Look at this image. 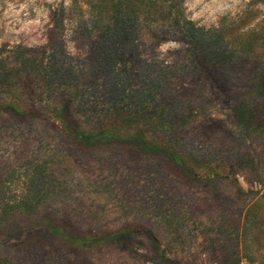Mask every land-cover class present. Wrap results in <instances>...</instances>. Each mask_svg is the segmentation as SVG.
<instances>
[{
  "label": "trees",
  "instance_id": "1",
  "mask_svg": "<svg viewBox=\"0 0 264 264\" xmlns=\"http://www.w3.org/2000/svg\"><path fill=\"white\" fill-rule=\"evenodd\" d=\"M75 2L78 5V0ZM103 2L111 11L108 19H88L82 12L75 17L61 4L51 12L45 44L10 49L0 45L3 119L18 131L29 127L36 133V140L64 139L89 148L129 144L146 155L168 158L178 167L179 177L207 181L209 185L224 180L232 183L237 162L249 173L259 175L264 168V114L258 112L261 105L264 107V67H257L245 79L251 87L227 106L233 124L241 128L239 137L232 141L237 145L233 151L226 150L233 147L230 142L205 147L195 139L189 129L192 118L206 110L217 111L220 104H212V97L203 92L198 98L185 92L187 89L177 82L180 71L186 69L197 75L199 83L211 87L224 89L227 81L239 79L237 72L247 65L248 53L231 33L233 21L226 23L229 16H224L220 25L206 27L188 18L176 0ZM147 28L161 40L180 38L186 52L184 65L144 59L137 40L140 30ZM90 29L97 53L92 61L68 51V37ZM54 156L61 154L44 149L0 174V264H50L39 251L43 245L17 250L25 238L39 234L82 246L111 243L132 235L127 227L109 232H74L57 221L54 209L39 218V208L49 206L59 195L47 178ZM176 189L156 185L155 193L153 190L151 196H144L141 207H152L151 215L156 220L154 226L145 227L146 231L153 234L155 229L159 235L162 230L167 237L177 233L175 224L179 226L184 220L182 201L176 195H166ZM236 191L249 193L241 187ZM261 198L264 193L258 200ZM255 204L257 200L244 214L241 228L247 227V212ZM245 257L255 261L251 255ZM257 264H264V256Z\"/></svg>",
  "mask_w": 264,
  "mask_h": 264
},
{
  "label": "rangeland",
  "instance_id": "2",
  "mask_svg": "<svg viewBox=\"0 0 264 264\" xmlns=\"http://www.w3.org/2000/svg\"><path fill=\"white\" fill-rule=\"evenodd\" d=\"M103 1L78 0L76 5L75 0H0V45L10 49L45 44L51 12L61 4L75 17L82 12L88 19H108L111 11ZM176 4L200 26L220 25L222 18L229 16L226 23L233 21L231 33L248 53L247 65L237 72L239 79L227 81L224 89L211 84L212 91L209 84L199 83L189 69L180 71L181 78L177 79L187 89L185 92L197 98L207 94L212 97V104H220L217 111L206 110L192 118L189 129L205 147L209 143L225 146L236 141L241 129L233 124L227 106L249 90L250 81L245 79L257 67H264V0H176ZM83 32L68 37V51L75 57L95 60L94 32ZM137 44L141 56L148 61L171 62L175 66L185 63V46L180 38L161 40L147 28L140 30ZM174 87L178 88L177 83ZM258 112L264 114L263 105ZM5 115L0 110V174L44 149L50 154H61L51 158L47 171V178L59 195L49 206L39 208V218L54 209L57 221L74 232H109L121 227L133 232L128 238L111 243L83 246L39 234L25 238L17 250L43 245L39 251L50 264H257L263 260L264 198H258L264 193V168L259 175L251 174L237 162L232 183L224 180L209 185L207 181L179 177L178 167L168 158L146 155L129 144L89 148L64 139L36 140L32 129H14L3 119ZM50 130L55 128L51 126ZM232 144V148L226 147L227 151L235 150L237 145ZM156 185L177 188L166 195H176L182 201L184 220L179 226L175 224L177 233L169 237L162 230L158 235L155 229L153 234L145 229L154 226L156 220L151 215L152 207L142 209L141 205L144 196H151L153 190L155 193ZM237 187L249 193L238 192ZM255 200L257 204L247 212L249 223L241 228L240 221ZM248 255L255 261L245 257Z\"/></svg>",
  "mask_w": 264,
  "mask_h": 264
}]
</instances>
